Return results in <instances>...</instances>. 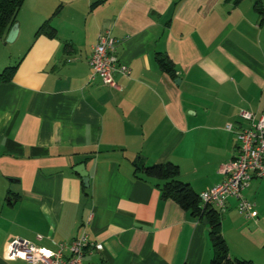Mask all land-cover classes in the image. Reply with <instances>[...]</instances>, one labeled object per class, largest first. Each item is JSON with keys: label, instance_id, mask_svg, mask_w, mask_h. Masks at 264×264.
Listing matches in <instances>:
<instances>
[{"label": "crops", "instance_id": "1", "mask_svg": "<svg viewBox=\"0 0 264 264\" xmlns=\"http://www.w3.org/2000/svg\"><path fill=\"white\" fill-rule=\"evenodd\" d=\"M15 23L0 40V74L16 67L0 81V264H28L7 257L14 240L53 251L83 228L102 246L83 264H210L205 219L133 162L173 164L196 195L224 180L225 126L264 115V0H24ZM105 32L129 70L116 87L90 79ZM243 197L257 217L229 199L222 239L230 259L264 264V179Z\"/></svg>", "mask_w": 264, "mask_h": 264}, {"label": "built area", "instance_id": "2", "mask_svg": "<svg viewBox=\"0 0 264 264\" xmlns=\"http://www.w3.org/2000/svg\"><path fill=\"white\" fill-rule=\"evenodd\" d=\"M90 79L98 78L102 84L116 87L115 73L127 76L129 70L119 62L115 50V40L109 32L98 37L89 58ZM242 121L248 126L234 127L227 124L225 130L235 136L237 142L236 156L221 166L224 180L198 195L201 208H213L218 213L226 209L229 199L237 203V212L245 220L257 217L254 204L243 197L252 179H264V115L242 110L239 113ZM91 219V218H90ZM90 221V220H89ZM101 252L102 246L91 241L87 233L80 229L77 236L68 243H59L53 251L40 246L14 240L7 250L10 260H22L28 264H83L86 254Z\"/></svg>", "mask_w": 264, "mask_h": 264}, {"label": "trees", "instance_id": "3", "mask_svg": "<svg viewBox=\"0 0 264 264\" xmlns=\"http://www.w3.org/2000/svg\"><path fill=\"white\" fill-rule=\"evenodd\" d=\"M24 0H0V40L4 39L9 33L11 27L15 24L16 16L22 7ZM47 24V23H46ZM45 29L42 26L37 35ZM158 64L164 72L171 73L168 62L163 59H158ZM16 71V67H8L0 74L1 82H9ZM134 170L142 171L146 175L164 181L161 187L162 196L166 199H172L180 206L190 209L193 215L200 220H204L208 224L209 241L212 247L213 256L210 264H252L249 261H241L237 259H230L228 256V249L224 240L222 239L220 230V218L214 209H202L199 206V197L185 184L178 180V168L173 164L158 165L153 167H145L139 161L133 162Z\"/></svg>", "mask_w": 264, "mask_h": 264}, {"label": "water", "instance_id": "4", "mask_svg": "<svg viewBox=\"0 0 264 264\" xmlns=\"http://www.w3.org/2000/svg\"><path fill=\"white\" fill-rule=\"evenodd\" d=\"M17 33H18V25L15 23L11 27V29H10L7 37H6V42L7 43H12L15 40V38L17 36ZM74 170L82 178V182L85 185V187H88V176H87V173L84 170V166L83 165H79ZM204 224H206L205 220H204Z\"/></svg>", "mask_w": 264, "mask_h": 264}]
</instances>
